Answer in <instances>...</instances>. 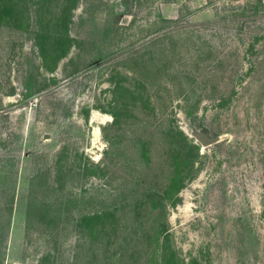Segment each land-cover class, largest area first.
Returning <instances> with one entry per match:
<instances>
[{"label": "rangeland", "instance_id": "rangeland-1", "mask_svg": "<svg viewBox=\"0 0 264 264\" xmlns=\"http://www.w3.org/2000/svg\"><path fill=\"white\" fill-rule=\"evenodd\" d=\"M2 1L0 264H264V0Z\"/></svg>", "mask_w": 264, "mask_h": 264}, {"label": "water", "instance_id": "water-1", "mask_svg": "<svg viewBox=\"0 0 264 264\" xmlns=\"http://www.w3.org/2000/svg\"><path fill=\"white\" fill-rule=\"evenodd\" d=\"M195 135H196L197 139L199 141H201V143L204 146H207V145H210V144H212L214 142H217L220 139L219 136L210 137L206 133H196Z\"/></svg>", "mask_w": 264, "mask_h": 264}, {"label": "trees", "instance_id": "trees-1", "mask_svg": "<svg viewBox=\"0 0 264 264\" xmlns=\"http://www.w3.org/2000/svg\"><path fill=\"white\" fill-rule=\"evenodd\" d=\"M6 1V0H4ZM16 8V7H14ZM13 6L9 4L8 1L3 2L2 0H0V13L4 12V10H7L8 13L13 12ZM115 116V115H114Z\"/></svg>", "mask_w": 264, "mask_h": 264}]
</instances>
